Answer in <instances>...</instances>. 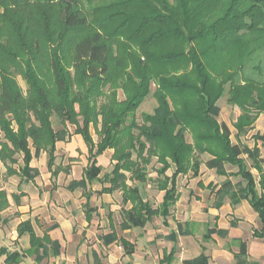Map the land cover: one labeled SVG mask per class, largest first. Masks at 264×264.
Returning <instances> with one entry per match:
<instances>
[{
	"label": "trees",
	"instance_id": "1",
	"mask_svg": "<svg viewBox=\"0 0 264 264\" xmlns=\"http://www.w3.org/2000/svg\"><path fill=\"white\" fill-rule=\"evenodd\" d=\"M151 95L156 109L138 122L136 113ZM225 95L240 110L235 128L244 135L264 114V0H0V161L9 176L30 183L40 175L31 166L35 158L49 155L52 170L57 144L80 135L90 164L74 187L85 190L98 180L110 184L104 193L121 191L123 205L131 204L121 210L122 231L167 218L180 197L178 177H198L204 166L242 178L238 190L228 179L217 193L233 205L249 202L261 222L254 236L264 241V133L253 136V148L233 144L218 120ZM91 126H100L99 142ZM106 150H113V170L99 178L104 169L97 158ZM153 159L160 166L154 181L164 193L156 208L139 186L129 185L149 181ZM227 165L237 172L228 173ZM13 198L19 206L20 196ZM0 201L8 206L5 192ZM18 229L30 236L29 254L38 256L50 243L59 250V243L37 237L30 221ZM102 240L109 245L117 236ZM119 241L131 254L129 242ZM240 252L238 263L247 264L245 243ZM3 255L9 264L21 259L0 249ZM205 262L201 256L185 264Z\"/></svg>",
	"mask_w": 264,
	"mask_h": 264
},
{
	"label": "crops",
	"instance_id": "2",
	"mask_svg": "<svg viewBox=\"0 0 264 264\" xmlns=\"http://www.w3.org/2000/svg\"><path fill=\"white\" fill-rule=\"evenodd\" d=\"M230 116L223 115L221 109L220 124H231ZM233 122H237L236 118ZM67 142L57 144L52 170L48 168L49 155L46 153L33 160L41 159L45 164L43 168L31 165L40 171V175L33 182H23L32 192L24 189L17 195L0 190L6 193L8 201L4 208L0 201V249L19 254V263L13 264H94L98 260L104 264H167L166 258L170 255H173L170 264H185L201 256L205 257V264H239L242 243L246 244L247 252L242 259L247 264H264V241L254 236L261 228L258 213L245 199L241 198L239 204L233 205L231 197L223 198L217 193L228 179L232 181L234 191L237 190L232 177L218 176L204 166L198 177L194 178L191 172L180 175L177 179L180 197L167 218L157 216L145 227L122 231L121 210L131 208V204L123 205L121 191L104 193V188L110 184L103 185L98 180L87 183L85 190L75 188L74 182L85 176L90 154L80 135ZM113 154V150H106L97 158V165L104 169L99 178L113 170L107 169ZM55 171L56 175L53 174ZM227 172L231 173L228 169ZM172 173V170L168 171L169 176ZM156 189L161 200L152 204L155 208L164 197L157 183ZM14 195L20 196L19 206ZM119 199L121 205L117 204ZM8 220L11 224L16 223L10 236L2 226ZM25 221L31 222L37 237L59 243V250L50 243L38 256L29 254L30 236H19L18 229ZM110 233H115L117 242L106 245L102 239ZM123 239L132 246L131 254L126 253L119 241ZM0 264H9L6 255L0 257Z\"/></svg>",
	"mask_w": 264,
	"mask_h": 264
},
{
	"label": "rangeland",
	"instance_id": "3",
	"mask_svg": "<svg viewBox=\"0 0 264 264\" xmlns=\"http://www.w3.org/2000/svg\"><path fill=\"white\" fill-rule=\"evenodd\" d=\"M18 82L20 83L22 89L24 91H26L27 89V85L26 82L23 81V79H21V77H17ZM154 85H152V92L154 91ZM119 98L121 100L124 99V94L122 93V91H119ZM227 99L228 96L225 95L222 97V99L218 102V106L220 107V109L223 110V115H232L230 116L232 123L227 125L230 133L232 135V142L233 144H237L240 143L241 145L247 146L249 148H253L255 145V141L253 139V136L256 133H264V114H261L257 119V121L254 123V125L252 126V129L247 131L244 135L238 136L237 135V130L235 128V123L233 122V120H237L238 115L240 114V110H236V108L232 105H229L227 103ZM106 101V99H101L100 102H104ZM157 106L155 99L153 98V96L151 95L150 97H148V99H146L142 105L139 107L140 109L138 110V112L136 113V119L138 122L142 121V115L143 114H152L154 112V110L156 109L155 107ZM221 113V112H220ZM220 116V115H219ZM53 121V125L55 127L56 130H61L62 125L59 124L57 117L54 115L52 118ZM70 133L72 134L75 130L74 127L72 126H68ZM99 131H100V126L98 127V129H95V127L91 126V134L93 139L95 140V142H99L100 141V136H99ZM253 133H255L253 135ZM252 134V137H251ZM188 140L191 141V137L188 136ZM3 142L0 138V143ZM65 144H67L68 142L65 141ZM61 146V145H60ZM260 146V145H258ZM1 149V146H0ZM112 153V151H111ZM244 158L246 159V163L248 164V166L250 167V169H252L253 163H251V161H249L247 159L246 156H244ZM204 159L207 160L208 157L204 156ZM155 159H153V162L150 164V166H148V176H149V181L145 184H141L140 182H129L130 185H133L134 187L139 186L142 195L145 197L146 200H149L150 202H152L153 205H156L160 200H161V196L158 192V190L156 189V183L154 181V179L156 178V173L154 171V168H158L160 167L159 165H157L155 163ZM1 162V161H0ZM20 164L22 163L21 161V157L19 159ZM67 163V162H66ZM45 162L42 161L41 159L39 160H35L33 161L32 165L38 166L43 168ZM14 169H18L17 165H12ZM108 171L112 170V162L109 164V166L107 167ZM227 169L231 172V173H235L237 170L235 168H233L230 165H227ZM43 170V169H42ZM205 171V168H204ZM253 175H255L256 177H258L257 172L253 169L252 170ZM46 175V174H45ZM233 180L234 183H236V189H239V186L241 185V179L240 178H236V177H232L231 178ZM63 181H60V184L63 185L62 183ZM182 184L184 185L185 183L182 182ZM32 188V187H31ZM34 188V187H33ZM32 188V189H33ZM5 189L7 194H19V192H22L24 189L30 191V188H27V186L25 185V183L22 182L21 177L18 176H9L7 173V165L4 163H0V190ZM13 192V193H12ZM120 202V203H119ZM118 205L122 204V201L117 202ZM118 216V220L120 219V214L117 215ZM120 221V220H119ZM16 223H10V220H8V222L2 223V226H4V230H6L8 236H10L13 231H14V225ZM107 254V252H105Z\"/></svg>",
	"mask_w": 264,
	"mask_h": 264
},
{
	"label": "built area",
	"instance_id": "4",
	"mask_svg": "<svg viewBox=\"0 0 264 264\" xmlns=\"http://www.w3.org/2000/svg\"><path fill=\"white\" fill-rule=\"evenodd\" d=\"M119 249L121 250L122 248L120 247Z\"/></svg>",
	"mask_w": 264,
	"mask_h": 264
}]
</instances>
